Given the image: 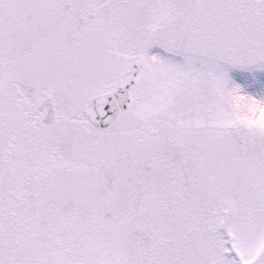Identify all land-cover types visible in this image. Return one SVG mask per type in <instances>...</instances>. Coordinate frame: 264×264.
I'll return each mask as SVG.
<instances>
[{
    "label": "snow or ice",
    "instance_id": "1",
    "mask_svg": "<svg viewBox=\"0 0 264 264\" xmlns=\"http://www.w3.org/2000/svg\"><path fill=\"white\" fill-rule=\"evenodd\" d=\"M0 264H264V0H0Z\"/></svg>",
    "mask_w": 264,
    "mask_h": 264
}]
</instances>
